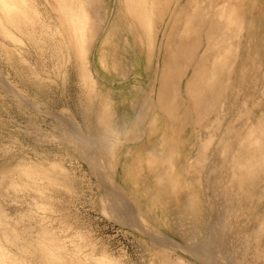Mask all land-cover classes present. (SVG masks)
<instances>
[{
  "label": "rangeland",
  "instance_id": "374dc122",
  "mask_svg": "<svg viewBox=\"0 0 264 264\" xmlns=\"http://www.w3.org/2000/svg\"><path fill=\"white\" fill-rule=\"evenodd\" d=\"M42 1L44 17L51 25L49 31H55L59 20L51 6L44 4L45 0L38 2ZM163 1L165 6L161 5V9L166 13L167 4L174 0ZM0 3L7 7L8 0H0ZM100 4L99 13L94 15L91 11L92 18L99 16L97 23L103 28L88 60L94 91L73 50L55 47V39L47 35H40L45 41L41 42L42 47H36L28 37H19L22 39L19 45L0 33V245L7 255L0 258L1 264H264L258 234L245 233L250 227L243 222L242 227L235 226L245 221L237 217L238 209L246 208L238 204L232 209L221 205L217 208L214 202L218 190L209 192L210 204L208 202L209 206L204 209L208 210L204 212L205 218L199 213V206L192 205V211L188 210V205L183 203L188 202L185 196L163 193L161 201L155 197L160 185L150 176L153 153L161 145L163 155L169 152L170 156L173 143L169 141L171 134L167 135L169 121L165 112L155 108V102L153 106L147 96L152 89L154 67L163 59L161 42L165 40L168 44L177 39L180 24L176 20L184 17L191 0L179 16L171 20L168 37L164 36L162 26L160 41L154 47L155 57L150 62L151 76L142 78L145 90L138 93L140 101L135 105L131 102L135 101L130 89L133 84L123 78L128 69V55L122 49L131 47L129 52L134 62L138 42L134 40L131 45L120 42L129 30L122 12L123 1L100 0ZM261 5L260 0L256 7L258 16L260 7L264 15ZM153 19L158 26L162 25L157 14ZM15 33L18 35L17 31ZM144 51L139 52L137 59L140 55L147 56V49ZM68 57L75 59L68 61ZM113 61H117L115 67ZM145 61L149 65L147 58ZM134 65L131 63L129 68ZM104 98L111 104L117 119H113L112 125L108 122L110 118L106 121L101 115ZM204 131L201 136L194 134V143L186 148L179 143V150H175L170 159L179 161L177 157L184 150L192 152L194 158L203 154L196 166L201 165L198 169L203 171L205 165L212 162L210 157L221 149L217 147L218 141L214 142L215 148L210 145L211 150L208 145H204V150L203 146H198L199 137L212 135V131L206 130V135ZM209 151L214 153L211 155ZM164 162L165 175L168 173L166 158ZM36 168L50 169L49 179L38 178L34 173ZM189 171L184 173L187 180L191 176ZM51 176L55 181H50ZM31 184L41 186L43 192H38ZM203 184L204 180L194 183L197 192L204 190ZM263 190L259 193L261 200ZM187 193L193 194V191L189 189Z\"/></svg>",
  "mask_w": 264,
  "mask_h": 264
},
{
  "label": "bare ground",
  "instance_id": "6f19581e",
  "mask_svg": "<svg viewBox=\"0 0 264 264\" xmlns=\"http://www.w3.org/2000/svg\"><path fill=\"white\" fill-rule=\"evenodd\" d=\"M38 1L8 0L7 7L0 3L1 35L14 43L17 42L19 45L22 42V39L19 37L25 36L38 47H42L41 42L45 41L40 38V35H47L52 40L55 39V47H67L69 50H73L78 54L82 64L83 75L94 91L95 82L88 68V60L91 56L93 45L98 41V36L103 28L97 23L99 16L92 18L91 11H93L94 15L99 13L102 10V3L100 4V0H45L46 2L44 4L46 3L51 6L57 16L55 18L59 20V24L56 25V30L49 31L51 25L46 20V17H44L41 7L43 1L41 3ZM122 1V12L125 14L124 17L126 20H124L128 21L127 27L129 30L127 31L126 29L127 32H125V36L120 42L123 43L126 41L130 45L134 40L138 42L136 46L138 49L134 52V62L129 52L131 47L126 46L123 49L121 48L124 51L123 53L128 55L126 57V60H128V69L126 70L127 72L125 71L126 73L122 72L123 78H126L127 83H130V85L133 84L130 89L133 93L132 99H135V101L133 100L131 102L135 105L137 100L140 101L138 99V93H144L143 91L145 90L142 78L146 75L148 77L151 76L150 70L152 69L150 68L152 67V63L150 62L155 57L154 47H157V42L160 41L162 26L165 27L164 36H166L168 27L172 23L171 20L179 16L181 9L184 8L189 0H174L168 3L167 11L169 10V12L166 11V13L161 9V5H164L163 0ZM259 1L191 0L190 7L187 9L184 17L179 21L176 20L180 24L177 39L170 41L168 44L165 40L161 42V57L163 59L161 60L159 57L160 64L157 62L154 67L152 89L149 91L150 93L148 92L149 95L147 94V98L153 101L152 105H156L155 108L157 107L159 110L164 111V114L167 116L169 121L167 135L171 134L169 141L173 143L172 154L175 150H179L180 145L182 147L185 146V148L187 145H192L194 143L192 136L194 134L201 136L200 134L204 130L212 131V135L209 137L204 131L206 137L204 136V138L202 136L198 138V146L200 148L203 146L202 150H204L207 145L209 147L213 144V148H215L214 142L216 143L218 141L219 144L217 147L219 149L221 148L220 151L218 150V154H214L213 157L210 156L214 152L209 151V154L212 153L209 155V160H212V162L210 161L211 163L208 166L205 163L206 165L203 171L198 169L201 165L198 168L196 167L199 160H202L201 157H203V154L201 157L198 154L194 158L192 152L187 150L185 152L184 150L180 154V157H177L179 159L177 161L175 158L170 159V156L173 155L171 154L169 156V152L163 155L164 151L161 152V145L158 150H153L154 156L151 162L153 167L151 166L150 176L161 187H159V191L155 196L157 201L162 200L160 197L163 193L174 194L175 197L177 194L181 195V197L185 196L188 202L185 201L183 203L188 205V210L192 211V205L199 206L200 209H197L205 218L206 214L204 212L208 210L204 211V209H207V206H209V192H213L216 189L218 190L216 196L217 201L214 204H216L217 208L221 205L225 209H232L237 204L242 208H246L238 209L240 213H238L239 215L237 217L239 218L240 216V218L242 217L241 219L245 218V221H241L240 223L235 221L239 223V225L235 226L242 227L243 223L245 226H249L250 230H246L245 233H249L251 236L252 234L253 236L258 234V238L260 237L262 241L260 242L259 240L258 244L261 246L260 249L264 251V224L263 226L261 225V222L264 220L262 218L264 216V198L261 200L262 197L259 196L260 191L264 187L262 185L264 183V15H261V7L258 8L260 16L256 14V7H259ZM261 4V6H264L263 0H261ZM156 14L160 18L161 26H158L153 19ZM167 14H169V17H167ZM173 21L175 22V20ZM173 28L176 29L175 27ZM123 30H125L124 27ZM16 31L18 35L15 33ZM59 48H57L58 51ZM144 49H147V56L140 55L139 59H137L139 52L141 54L145 53ZM69 58L68 61L74 57L72 59ZM146 58L150 66L145 61ZM104 62L105 59L102 60V63ZM131 63L132 65L135 64L134 67L132 66V69L129 68ZM112 65L115 67L117 61H113ZM156 82H158V86ZM101 108L103 119L108 120L110 118L108 122L111 124L113 119H115V114L107 98H104ZM106 115L107 118L105 117ZM88 123L91 124V120ZM111 125H108V127ZM108 129L107 131H110ZM113 129L111 127V131L115 133ZM112 132L110 135L113 134ZM115 135L117 137V134ZM179 143L183 144L178 145ZM161 144L163 143L161 142ZM204 145H206L205 148ZM211 147L209 150H211ZM143 154L146 153L144 152ZM205 154L208 155L207 153ZM165 158L167 159L168 173L164 175ZM5 170L9 169L5 168ZM49 170L36 168L34 169V173L40 179L44 176L47 178L49 176ZM186 171H189V174H191L188 180L184 178ZM31 173L33 174V172ZM207 176L208 178L206 179ZM55 177H52L50 181H55ZM203 180L204 190L200 189L197 192L196 188H194V183H199ZM30 181L28 179V183ZM39 182L37 180V183ZM12 186L16 188L15 183ZM32 187L38 192L43 189L39 185H33ZM176 188L177 191H175ZM23 189L25 188L23 187ZM189 189L193 191V194L187 193ZM258 199L263 201V203H260ZM239 219L236 218V220ZM259 220L261 221L260 224L258 222ZM205 230H207V227ZM258 231H260V234ZM234 241L233 243H235ZM205 247L208 248L210 246L206 244ZM227 252L231 253L233 251ZM207 254H209L208 251ZM227 255L230 254L227 253ZM5 256L7 255L0 245V258L3 259Z\"/></svg>",
  "mask_w": 264,
  "mask_h": 264
}]
</instances>
